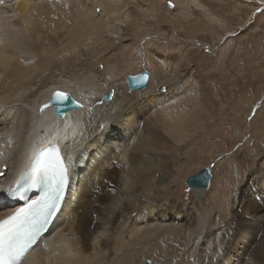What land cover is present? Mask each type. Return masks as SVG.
Here are the masks:
<instances>
[{
    "label": "bare ground",
    "instance_id": "obj_1",
    "mask_svg": "<svg viewBox=\"0 0 264 264\" xmlns=\"http://www.w3.org/2000/svg\"><path fill=\"white\" fill-rule=\"evenodd\" d=\"M4 2L0 8V193L19 185L36 151L52 141L69 164L74 160L77 163L69 172L70 184L61 210L50 219L39 246L25 257L23 264H138L142 248L182 229L175 225L176 220L182 226L186 222L185 213L182 211L181 215L173 204L161 209L162 195L165 197L177 187L175 184L171 188L174 181L169 180L171 171L164 160L174 147L172 142L183 145L188 134L205 125L210 117L203 119L200 108L193 113H170L168 105L178 95H156L149 92V85L143 92L133 94H126L127 88H113L112 101L107 103L102 99L103 87L93 88L89 84L93 79L87 82L98 54L104 57L102 61L113 72L114 80H118L122 68H128L115 56L110 57V53L112 56L122 52L121 48L112 52L111 47L97 43L104 29L113 32L105 23L122 9L115 0ZM97 9L99 20L95 17ZM135 21H119L118 32L124 31L121 26L132 31ZM114 34V43L119 40L117 45L122 47L125 37ZM81 47H85L84 51ZM160 80L169 82L162 76ZM53 91L71 95L82 109L57 120L51 115V108L45 107ZM140 95L144 96L143 101ZM210 99V95L206 97L207 102ZM212 126H203L204 136ZM194 142L187 143L192 146ZM85 157L91 160L86 166ZM32 191L29 201L36 200L39 194L36 189ZM12 202L11 198L0 197V220L24 206ZM239 211L241 222L250 219L263 227L264 193L259 196L252 192L239 203ZM251 227L257 230V225ZM209 230L210 227L202 228L195 236L192 229L186 238L188 244L198 245L195 264L216 259L206 257L213 247L212 237L217 238L222 232L218 228ZM220 261L254 264L247 263L243 253L232 247L227 248Z\"/></svg>",
    "mask_w": 264,
    "mask_h": 264
},
{
    "label": "rangeland",
    "instance_id": "obj_2",
    "mask_svg": "<svg viewBox=\"0 0 264 264\" xmlns=\"http://www.w3.org/2000/svg\"><path fill=\"white\" fill-rule=\"evenodd\" d=\"M134 1L115 0L122 9L105 23L113 32L104 29L101 35L97 34L100 47H111L112 52L123 50L112 56L110 53V57L115 56L128 68H122L118 80H114L113 72L102 61L104 57L98 54L86 81L93 79L89 84L93 88L103 87L105 94L113 88L126 89L125 76L145 69L152 78L149 92L178 95L168 105L170 113H193L200 108L203 119L210 117L197 131H190L183 145L172 142L169 161L164 160L171 171L169 180L174 181L171 188L175 184L177 187L168 191L167 197L162 195L161 209L173 204L181 215L184 212V226L176 220L175 225L182 229L177 228L142 248L137 262L195 264L198 245L188 244L186 238L192 229L198 236L202 228L210 227L212 231L221 229L222 233L212 237L213 247L206 257L216 259L204 264H225L220 259L228 247L242 252L247 263L264 264V225L260 227L259 222L250 219L241 222L238 218L239 203L252 192L259 196L264 193V0ZM95 13L99 18L100 9ZM132 18L136 20L135 28L129 32L128 27L121 26L124 31L118 32V22ZM112 19L116 22L112 23ZM112 33L125 37L122 47L117 45L119 40L114 43L117 34ZM159 76L169 84L160 82ZM126 90V94L130 93ZM139 98L143 101L144 96ZM227 115L232 116L229 119ZM206 124L213 128L204 136ZM193 140L194 144L189 146ZM182 146L184 149L178 151ZM90 162L85 157L84 166ZM205 168L213 175L208 189H187L185 180ZM251 225H257V230Z\"/></svg>",
    "mask_w": 264,
    "mask_h": 264
},
{
    "label": "snow or ice",
    "instance_id": "obj_3",
    "mask_svg": "<svg viewBox=\"0 0 264 264\" xmlns=\"http://www.w3.org/2000/svg\"><path fill=\"white\" fill-rule=\"evenodd\" d=\"M171 7V3H169ZM145 80L148 77H144ZM51 106L60 104L74 105L79 108L72 97L66 93L56 92L50 98ZM50 105H45L48 107ZM253 118L249 116V120ZM69 162L71 157L68 158ZM69 166L56 148L40 152L33 161L30 170L22 177L23 183L14 191L0 193V197L15 198L24 191L40 189L43 196L34 200L25 208L11 212L0 220V264H23L25 257L35 251L50 219L60 210L69 186ZM2 210V209H0Z\"/></svg>",
    "mask_w": 264,
    "mask_h": 264
},
{
    "label": "water",
    "instance_id": "obj_4",
    "mask_svg": "<svg viewBox=\"0 0 264 264\" xmlns=\"http://www.w3.org/2000/svg\"><path fill=\"white\" fill-rule=\"evenodd\" d=\"M144 77H148V79L145 80ZM149 79H150V74L148 73V71L145 69H142L137 75H133V76L126 75L124 80L126 83V87L130 92H143L147 88ZM56 92H61V91L52 92L47 98L46 104L50 105L48 107L52 108V115L57 120H63L68 114L80 111L82 109L83 106L77 101H75L73 98L72 99L76 102V104L81 105V107L77 108L74 105H68V104H60V105H56L55 107L51 106V104H54V101L50 102V98ZM62 93H65V92H62ZM113 95H114V90L110 89L108 92H106L103 95L102 99L103 101L110 103L112 101ZM211 179H212L211 170L209 168H205V169L200 170L193 177L186 179L185 185L187 189H190V190L200 189V188L206 189L208 188Z\"/></svg>",
    "mask_w": 264,
    "mask_h": 264
}]
</instances>
